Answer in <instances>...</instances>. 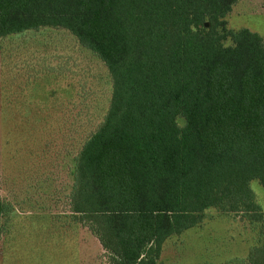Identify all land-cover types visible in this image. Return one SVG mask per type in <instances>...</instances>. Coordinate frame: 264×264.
Wrapping results in <instances>:
<instances>
[{
    "label": "trees",
    "instance_id": "16d2710c",
    "mask_svg": "<svg viewBox=\"0 0 264 264\" xmlns=\"http://www.w3.org/2000/svg\"><path fill=\"white\" fill-rule=\"evenodd\" d=\"M236 2L0 0V39L63 29L108 71L70 198L111 264H157L208 210L262 221L250 183L264 188V41L227 29ZM10 211L0 200V221ZM247 262L264 264V243Z\"/></svg>",
    "mask_w": 264,
    "mask_h": 264
},
{
    "label": "rangeland",
    "instance_id": "374dc122",
    "mask_svg": "<svg viewBox=\"0 0 264 264\" xmlns=\"http://www.w3.org/2000/svg\"><path fill=\"white\" fill-rule=\"evenodd\" d=\"M226 22L264 41V0H237ZM110 97L106 67L68 31L0 39V200L11 208L0 221V264H111L70 198L75 159ZM250 189L260 223L208 210L201 225L163 244L157 264H249L264 243V188L253 181Z\"/></svg>",
    "mask_w": 264,
    "mask_h": 264
},
{
    "label": "water",
    "instance_id": "95a60500",
    "mask_svg": "<svg viewBox=\"0 0 264 264\" xmlns=\"http://www.w3.org/2000/svg\"><path fill=\"white\" fill-rule=\"evenodd\" d=\"M205 27H208V24L207 23L205 24Z\"/></svg>",
    "mask_w": 264,
    "mask_h": 264
}]
</instances>
